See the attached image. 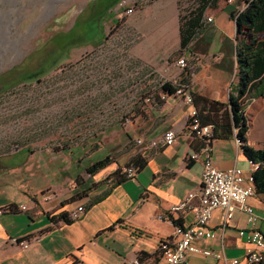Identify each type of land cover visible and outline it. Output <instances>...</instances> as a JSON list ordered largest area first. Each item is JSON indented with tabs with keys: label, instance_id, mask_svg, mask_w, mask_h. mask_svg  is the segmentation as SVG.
<instances>
[{
	"label": "crops",
	"instance_id": "1",
	"mask_svg": "<svg viewBox=\"0 0 264 264\" xmlns=\"http://www.w3.org/2000/svg\"><path fill=\"white\" fill-rule=\"evenodd\" d=\"M141 2L138 24L148 31L138 38L131 54L148 64L145 106L127 129L114 128L97 147L94 137L83 134L55 150L25 145L0 154V207L12 208L0 213V264H120L136 254L145 264H162L161 242L170 239L175 243L177 224L195 219L190 210L169 212L172 204L202 185L203 161L188 158L200 146L187 124L193 103L175 94L162 96L157 103L153 95L159 87L158 76L173 81L184 77L176 68L177 59L169 61L171 53L180 49L178 2ZM244 5L245 0H229L210 9L204 29L184 50L183 56L197 66L196 71H189L193 92L228 103L237 71L233 11ZM207 16L213 21H207ZM246 113L248 144L264 148V96L248 104ZM170 128L177 133L174 143L149 145ZM236 137L234 132L213 139V159L220 168L240 166L248 177L251 163ZM75 145L84 151L90 145L96 149L107 146L112 160L93 174L87 170L90 164L85 171L69 173L71 163L63 165L62 154ZM138 153L147 158L144 168L121 182L109 178ZM248 201L258 214L263 213L264 194L255 193ZM82 202L81 215L70 217L69 211ZM220 219L221 209L217 208L210 220L215 236L200 240L202 248L222 249L226 259L243 258L255 248L238 231L249 227L245 212L237 208L225 231ZM256 227L264 232V219L257 220ZM13 237H29L30 244L23 247ZM188 257L190 264H223L203 252H191Z\"/></svg>",
	"mask_w": 264,
	"mask_h": 264
},
{
	"label": "rangeland",
	"instance_id": "2",
	"mask_svg": "<svg viewBox=\"0 0 264 264\" xmlns=\"http://www.w3.org/2000/svg\"><path fill=\"white\" fill-rule=\"evenodd\" d=\"M89 1L0 0V73L18 65H39L38 49L59 31L68 30ZM125 1L105 19V37L99 43H79L67 53L66 47L52 51L44 58L45 71L39 77L24 78V71L18 70L8 75L11 79H0V154L16 144L55 150L83 134L94 137L97 147L111 130L127 129L134 122L137 109L145 106L148 64L138 61L131 50L148 30L138 24L143 1ZM196 1L177 0L179 14ZM98 32L96 36L94 31L81 32L73 41L102 37ZM182 56L176 49L169 61ZM176 68L184 76L197 70L191 60ZM165 80L158 76L157 83ZM126 117L132 118L131 123L125 122ZM108 153L107 146L90 145L84 151L75 145L64 150L63 165L71 163L69 173L82 172Z\"/></svg>",
	"mask_w": 264,
	"mask_h": 264
},
{
	"label": "built area",
	"instance_id": "3",
	"mask_svg": "<svg viewBox=\"0 0 264 264\" xmlns=\"http://www.w3.org/2000/svg\"><path fill=\"white\" fill-rule=\"evenodd\" d=\"M128 10L131 11L132 7H129ZM207 21H213V17L207 16ZM187 64L188 60L184 56L177 60L179 67H185ZM166 81L178 83L177 80H165L164 82ZM174 94L182 97L187 103H193L191 85L188 83L178 86ZM162 96L164 98L165 95L163 94ZM196 114L195 107L191 108L189 118L192 119L188 127L199 137H206V140L205 144L199 150L190 153L188 158L191 160L201 159L203 161V169L201 171L202 185L196 190L188 191L179 202L169 207V212L173 213L193 211L195 219L191 222L186 221L177 224L176 236L178 239L175 243H171L170 239H165L161 242L158 253L163 257L162 264H190L188 254L191 252H203L207 256L222 260L223 264H263L264 232L256 227V222L259 219H264V210L262 214H258L248 201L250 196L257 194L252 172L259 168V164L250 160L252 171L248 177L245 176L240 166L235 165L227 169L218 167L213 159V147L212 141H210L211 136H213V127L209 124H200L195 118ZM131 121L132 118L126 117L125 122L127 124L131 123ZM176 135L175 129L170 128L160 138L152 140L149 145L153 147L170 145L176 141ZM137 141L142 142V138H138ZM237 141L240 142L239 139ZM21 147V145L16 144L10 152L17 151ZM122 171L128 177H132L137 173L138 167L133 164L124 165ZM246 179L249 181L248 184H245ZM20 207L24 208L26 205L20 204ZM217 208L221 209L220 225L223 231L228 228L229 221L237 208L247 214L249 227L238 231L240 235L245 236L247 241L254 243L255 248H250L243 258L233 257L226 259L224 250L205 249L199 245L198 242L200 240H208L215 236L214 230L210 226V220L213 217L214 210ZM10 209H12L11 205L0 207V213ZM84 209L85 203L82 202L69 211V216L77 218ZM159 217L162 218L163 215ZM12 240L23 247H28L31 239L29 237H13ZM120 264H145V262L141 255L136 254Z\"/></svg>",
	"mask_w": 264,
	"mask_h": 264
},
{
	"label": "trees",
	"instance_id": "4",
	"mask_svg": "<svg viewBox=\"0 0 264 264\" xmlns=\"http://www.w3.org/2000/svg\"><path fill=\"white\" fill-rule=\"evenodd\" d=\"M221 1L229 0H197L193 6L186 7V11H181L179 14L180 52H184L188 44L204 29L207 10L217 8ZM245 1L246 5L241 10L233 11L237 28V71L235 81L230 87L228 103L193 92L192 89L191 93L193 106L197 111L195 118L200 124H209L213 127V136L210 141L216 137H230L235 132L244 155L252 162L259 164V168L252 172V176L256 192L264 194V148L258 149L248 144L249 125L246 113L248 104L255 98L264 96V0ZM100 41L101 39H98L96 43ZM183 83L191 85L189 71L178 83L166 81L159 85L157 94H153L157 103L162 101L160 98L163 94H174L177 87ZM140 110L142 111V108H138L137 112ZM191 119L187 120L188 125ZM193 134L200 140L197 151L205 144L206 137ZM111 160V155L108 154L90 164L87 170L93 174L107 166ZM132 164L140 170L146 166L147 158L142 153H138L132 156L125 165ZM111 177L116 182L129 178L122 171L121 165L109 174V178Z\"/></svg>",
	"mask_w": 264,
	"mask_h": 264
},
{
	"label": "flooded vegetation",
	"instance_id": "5",
	"mask_svg": "<svg viewBox=\"0 0 264 264\" xmlns=\"http://www.w3.org/2000/svg\"><path fill=\"white\" fill-rule=\"evenodd\" d=\"M121 0H91L87 4V6L83 9L81 14L76 18L74 24L66 31H59L56 35L52 36L49 41L45 44V46L35 53V57L39 60V65L32 66H23L18 65L16 68L10 71H6L4 73H0V79L3 78L5 80L11 79L8 76L12 71L23 70L25 77L24 78H33L39 77L40 74L45 71L42 69V62L46 55L51 53L54 50L65 48L64 52H68L69 48L79 44V43H96V40L102 39L105 37V19L107 16L114 13V8ZM126 1L122 0L120 5H125ZM88 31H99L103 35L102 37L93 36V38L84 39L82 41L76 42L73 41L74 36H79L81 32L87 33ZM100 35V34H98ZM73 41V42H72ZM43 50V53L38 55V52ZM63 56V55H62ZM1 84V80H0ZM22 148V147H21ZM20 148V149H21ZM19 149V150H20ZM15 152V151H14Z\"/></svg>",
	"mask_w": 264,
	"mask_h": 264
},
{
	"label": "water",
	"instance_id": "6",
	"mask_svg": "<svg viewBox=\"0 0 264 264\" xmlns=\"http://www.w3.org/2000/svg\"><path fill=\"white\" fill-rule=\"evenodd\" d=\"M237 138V137H236ZM237 140H238V138H237Z\"/></svg>",
	"mask_w": 264,
	"mask_h": 264
}]
</instances>
